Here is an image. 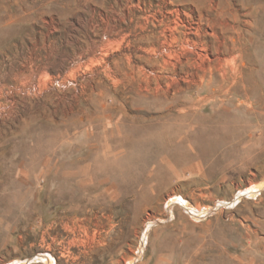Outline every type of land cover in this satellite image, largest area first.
Masks as SVG:
<instances>
[{
    "label": "rangeland",
    "instance_id": "rangeland-1",
    "mask_svg": "<svg viewBox=\"0 0 264 264\" xmlns=\"http://www.w3.org/2000/svg\"><path fill=\"white\" fill-rule=\"evenodd\" d=\"M249 8L264 31V0H0V264H264Z\"/></svg>",
    "mask_w": 264,
    "mask_h": 264
},
{
    "label": "bare ground",
    "instance_id": "bare-ground-1",
    "mask_svg": "<svg viewBox=\"0 0 264 264\" xmlns=\"http://www.w3.org/2000/svg\"><path fill=\"white\" fill-rule=\"evenodd\" d=\"M248 12H247V18H249L248 20H246V23H247V27L245 29V32H244V40L247 44V46H253L254 43H253V38H254V33L256 32H260L261 33V36H264V31L262 30H259V13L256 11V10H252L251 8L247 9ZM13 11V10H12ZM14 12V11H13ZM181 22H177V23H174V27L172 28L171 30V35H170V43L174 42V43H177V42H180L181 44L180 45V49L181 50H187L189 52H192L194 50V47L196 45L195 41L192 40L190 37H189V33H193L191 32L190 28H188L186 25H185V30L182 31V35H177V33L179 32V30L181 29L180 27H182V25L180 24ZM180 28V29H179ZM193 29V28H192ZM256 35V34H255ZM257 37H255L256 39ZM163 43V42H162ZM200 44V43H198ZM245 45V44H244ZM246 46V45H245ZM168 48V47H167ZM179 48V47H178ZM248 48V47H247ZM172 49V50H171ZM217 49V48H216ZM163 52V50L161 51ZM168 53L165 52V54H170V53H174L176 52L175 49L173 48H170L169 51L167 50ZM164 53V52H163ZM172 53V54H173ZM195 54V53H194ZM199 55V54H198ZM197 56V55H196ZM200 57V56H199ZM186 63L188 66L192 65V66H195V62L196 60H194V58H186ZM196 59V58H195ZM185 60V59H184ZM195 61V62H192ZM219 60V58L217 59ZM168 61H163V67L165 68V64L167 63ZM183 63V62H182ZM177 64V63H176ZM176 64L174 65V68L176 67ZM179 65V64H177ZM181 66V65H179ZM190 68V67H189ZM193 68V67H192ZM107 143V141H106ZM104 145V143H103ZM104 148V147H103ZM107 148H109V146H107ZM106 148V149H107ZM72 149V148H71ZM74 150V149H73ZM72 150V151H73ZM104 150V149H103ZM71 151V152H72ZM106 151V150H105ZM70 151L68 149L66 150H62V154L64 157H66L68 155ZM106 153H110V152H107ZM71 154V153H70ZM106 154V155H107ZM105 155V154H104ZM61 156V155H60ZM62 157L60 158H51L50 159V166H51V171L54 175L55 178H58V175H59V171H60V167L63 165V161H62ZM57 157V156H56ZM74 157V156H73ZM71 158V157H70ZM80 159V158H79ZM83 159V158H82ZM81 160V159H80ZM66 161V160H65ZM78 161V160H77ZM76 176H79V175H84L83 172L80 173H75ZM86 182H82V184H85ZM260 188L259 186H257L256 189ZM248 191V190H247ZM253 191V190H252ZM77 200L81 205L80 207H83L85 204L83 203L85 200L84 199H77V198H71L70 201H75ZM41 259V257H39ZM12 264H15V263H12ZM17 264V263H16Z\"/></svg>",
    "mask_w": 264,
    "mask_h": 264
}]
</instances>
